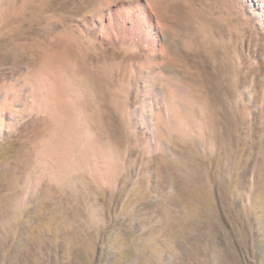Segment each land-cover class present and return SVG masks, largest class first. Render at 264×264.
I'll list each match as a JSON object with an SVG mask.
<instances>
[{
    "label": "rangeland",
    "instance_id": "rangeland-1",
    "mask_svg": "<svg viewBox=\"0 0 264 264\" xmlns=\"http://www.w3.org/2000/svg\"><path fill=\"white\" fill-rule=\"evenodd\" d=\"M0 1V264H264V26L163 0L172 51Z\"/></svg>",
    "mask_w": 264,
    "mask_h": 264
},
{
    "label": "bare ground",
    "instance_id": "bare-ground-1",
    "mask_svg": "<svg viewBox=\"0 0 264 264\" xmlns=\"http://www.w3.org/2000/svg\"><path fill=\"white\" fill-rule=\"evenodd\" d=\"M111 1L110 3L108 2L109 4L105 3L103 0L96 2L95 6L92 8V14L84 19L77 20L76 27L82 32L95 36H99L101 33V36L111 40L112 38L114 39V37L119 38L129 35L138 42L154 33L161 41V46H167L172 51L175 49V45L177 46L176 40L168 28L161 22L160 25L154 26L155 21L162 19L163 13L161 12V8L163 0H127L125 4L122 0ZM231 1L236 3L235 5L240 6L245 12L249 13L259 25L264 26V0ZM37 38L41 40L40 35ZM152 58L155 59L157 57L155 55L152 56ZM162 66L165 69V66ZM154 79L155 81L151 83L150 87L155 85L162 89L164 87L162 77L158 75L155 76ZM167 85H169V83Z\"/></svg>",
    "mask_w": 264,
    "mask_h": 264
}]
</instances>
